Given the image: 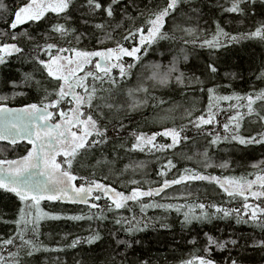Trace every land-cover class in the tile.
Here are the masks:
<instances>
[{"label":"snow or ice","instance_id":"6c2138e0","mask_svg":"<svg viewBox=\"0 0 264 264\" xmlns=\"http://www.w3.org/2000/svg\"><path fill=\"white\" fill-rule=\"evenodd\" d=\"M143 7L137 4V0L126 3L125 0H29L14 8L0 0V13H3L4 28L0 30V37L13 42H0V65L10 63L12 58L22 60L27 57L33 71L24 73L22 83L25 86L40 87L43 98L40 104L29 103L21 108H12L8 102L14 100L23 92L13 91L12 95H0V141H7L10 145H17L18 140H27L32 149L26 155L17 159L0 158V190L13 194L21 203L17 218L12 221L15 225L14 232L7 237H0V264H31L32 258L41 252H62V248H47L39 240L41 222L46 220H72L84 219L103 220V209L99 203H90V200L99 202L102 198L116 210L128 207L129 202L140 205L141 219L135 215L128 218H118L117 225L129 234H134L143 229L144 213L147 209L175 210L183 212V224H192L193 221H204L212 216L222 214L220 218L236 217L237 224H251L264 233V161L252 165L258 169L254 179L241 177L207 176L195 169L185 168L184 172L175 179H167L169 172L176 168L173 159H167L157 176L162 178L158 187H143L145 181L129 179L131 191L125 195L117 191L110 182H101L96 179H86L75 175V166L84 161L91 165L92 169L100 165H111L116 172V163L122 161L125 155L131 153L149 152L166 153L175 150L179 146L190 143L188 131L195 129L198 134H203L208 139V147L219 145L222 141L233 142L241 146H264V131L242 135L241 128L244 121H254L261 129H264V89L252 91L246 95L233 93L232 95H219L218 89L224 87L216 85L207 87L199 77H188L181 71L182 62L189 59L188 49L207 48L211 51L224 49L230 45L240 44L244 40H259L264 43V19L256 22L254 28L247 32L232 35L226 32L217 22L215 30L209 36L202 32L198 26L200 9L190 7V10L178 17L179 6L187 3L193 4V0H165L163 6L154 5L152 0L144 3ZM124 7L121 8V4ZM227 7L223 12L237 14L247 18L255 16L257 4L261 6L259 15L264 17V0H226ZM137 13L132 15L129 10ZM79 12V22L85 27H91L96 41L102 47L95 51L83 50L79 47H63L60 41L71 44L81 42L86 34L77 35V28H70L69 23H75L72 17ZM54 14L49 18V14ZM122 18L116 21L117 15ZM53 19L57 22H53ZM63 20V23L58 21ZM100 20V23H89ZM131 23V27L122 34L120 39L115 38L116 33L124 23ZM33 23L38 26L44 23L50 26L44 31L33 35L35 29L29 32L27 29L18 31L26 24ZM138 25V26H137ZM111 28V32L108 29ZM168 29L165 31V29ZM71 37V39H69ZM44 41L39 43V41ZM167 40L180 45L178 55L163 64L152 61L145 63L147 56L154 46L160 41ZM21 42L31 44V49L21 46ZM114 43V47H108L107 43ZM125 46V43H128ZM125 58H129L126 60ZM94 67V70H92ZM209 77L218 74L216 62L206 65ZM256 79L264 81V66L258 69ZM39 75L40 80L35 79ZM230 75L228 73L225 74ZM135 79V84L125 87ZM48 84L52 91L47 87ZM175 86L178 89H192V95L198 90L207 94L208 106L206 110L185 109L181 119H187V124L174 127H164L162 132L144 131L131 133V146L126 148L122 143L119 146L113 143L109 136V125L116 138H120V132L126 130L122 119L118 120L119 128L115 127L113 120L121 111L136 112L148 106L149 101L156 100V106L165 103L154 95L160 89H170ZM11 87L17 89L20 84L11 82ZM123 97L127 107L118 106L115 101ZM235 101V103H232ZM228 102V110L232 113L227 122L223 123V135L219 132L206 130L208 126L218 124L217 114L220 105ZM67 106V110L65 107ZM168 138L171 142L158 145L157 137ZM201 163L204 167H212L209 163L211 157L208 149L201 154ZM111 156V159H109ZM57 157H62L58 160ZM191 159V157H188ZM95 161V164H91ZM220 167H227L221 164ZM146 163L144 161L130 162L119 170L117 181H123L125 175L131 171L134 174H144ZM94 174V173H93ZM84 180L77 185L75 182ZM105 181L110 177L105 176ZM194 181H209L219 185L231 198L243 199L242 209H228L215 207V213L206 211L205 204L198 205L160 203L156 197L166 199H179L182 197H165L166 191L174 185H187ZM256 201L250 203L249 198ZM148 203H144V199ZM42 201L83 204L90 209H98L99 215L61 216L43 211L40 208ZM199 208V213L195 211ZM185 209H187L185 211ZM98 234L89 236L88 244L99 240ZM81 238L77 237L68 245L76 248L81 244ZM118 245L125 248L131 247L127 240H117ZM238 247V240L230 239L220 241L206 234V244L203 255L197 254L192 259L183 261L182 264H216L212 258L213 249L220 251ZM253 248L264 249V239L253 241ZM55 264H61L59 258ZM115 264V261H113ZM123 264V262H121ZM143 264H148L144 261ZM224 264H239V259L228 256Z\"/></svg>","mask_w":264,"mask_h":264},{"label":"trees","instance_id":"16d2710c","mask_svg":"<svg viewBox=\"0 0 264 264\" xmlns=\"http://www.w3.org/2000/svg\"><path fill=\"white\" fill-rule=\"evenodd\" d=\"M29 0H3L8 7L14 8L22 3H27ZM79 2L86 3V0H79ZM126 3H131V0H125ZM149 0H144V3H148ZM154 5L163 6L165 0H152ZM137 4L143 7L140 0H137ZM226 0H193L192 5L187 3L179 6L177 13L178 17H182L184 13L190 10V7H198L200 9V17L198 18V26L202 32L207 33L209 36L215 30L216 23L232 35H236L241 32H247L249 29L254 28L256 22L264 19L259 15L261 6L259 3L256 6L255 11L257 15L254 17L249 15L247 18L241 17L237 14H228L223 12V7H227ZM121 8L124 7L122 3ZM132 15H137L131 9L129 10ZM79 12L73 14V21L75 23H69L67 25L70 28H77V35L83 32L86 34V38L81 42L76 43L73 41L71 44L60 41L63 47H79L83 50L95 51L102 47L96 41V36H100V33H95L91 27L83 26L78 17ZM54 14H49V18H53ZM3 13H0V30L4 28ZM119 14L117 19L113 22V26L116 22L121 21ZM53 22H57L53 19ZM63 23V20L58 21ZM100 20L90 21L89 23H100ZM50 25L47 23L37 25L33 23L26 24L18 29V31H24L27 29L32 32L33 29L36 32H44ZM131 23H124L123 27L116 33L115 38L120 39L122 34H126V30L131 27ZM138 26V25H137ZM168 29L166 28L165 31ZM111 32V28L108 29ZM71 39V37H69ZM0 42H13L11 40H5L0 37ZM44 41H39L43 43ZM130 42L125 43L128 46ZM21 46L26 49H31V44H25L21 42ZM108 47H114V43L108 42ZM180 45L174 44L167 40H162L158 45L150 51L145 63L156 61L163 64L178 55V49ZM189 59L187 62H182L180 65L181 71H183L188 77H199L207 87H213L221 85L218 89L219 95H232L233 93L239 95H246L252 91H259L264 89V81H259L256 76L259 74L258 69L264 66V43L259 40H244L240 44L230 45L227 50L220 49L211 51L207 48L188 49ZM129 60V58H125ZM216 62L218 68V74L214 77H209L206 72V65ZM130 62V60H129ZM33 65H30L27 61V57L22 60L12 58L10 63L6 65H0V95L11 96L13 91L23 92L24 95H17L14 100L8 102V106L23 107L25 104L37 103L40 104L43 94L40 87L25 86L22 83V76L24 73L32 72ZM94 70V67H92ZM226 73L230 75H225ZM35 79L40 80L39 75L35 76ZM15 81L20 84V87L13 89L11 82ZM135 84L133 78L130 84L125 87H131ZM41 87H47L49 91L52 88L48 84H43ZM154 95L162 99L165 103L156 106L157 101L151 100L147 107L136 111H121L115 117H109L113 120L116 128H119L118 120L122 119L126 130L120 132V138H116V133L112 131L113 125H109V136L112 138L113 143L119 146L124 144L126 148L131 146L133 142L130 139L131 133L136 131H144L148 134L151 132H162L164 127H174L181 124H187V119H181L184 115L185 109H195L196 114H199L200 110H206L208 106V97L206 92L200 93L198 90L196 94L192 95V89H178L173 86L170 89H160L154 92ZM115 103L118 106L127 107L126 100L121 97L117 98ZM232 103H235L233 101ZM67 107V106H64ZM218 111L217 121L218 124L208 126L206 130L219 132L223 135V123L227 122L228 116L232 113L228 110V102H223L220 105ZM258 131H264L254 121H244L241 134L255 135ZM191 142L179 146L175 150H168L166 153H156L153 155L149 152L144 153H131L125 155L123 151L120 152V156L123 157L122 161L116 163V172H113L111 165H100L91 168V165L81 161V164L75 166V175L78 177H84L86 179L100 180L101 182H110L116 190L128 193L131 191V185L128 183L129 179H137L145 181L143 187L147 189L149 186L157 187L162 183V178L157 176V173L161 170L162 166L166 163L167 159H173V163L176 164V168L169 172L167 179L178 178L180 174L184 172L185 168L195 169L197 172H201L207 176H215L223 179L224 177H241L254 179L255 175H249L250 173H258V169H254L252 165L258 164L260 161H264V146L250 145L241 146L233 142L222 141L219 145L208 147V139L203 134H198L195 129L188 131ZM171 141L162 136H158L156 143L166 144ZM1 145V143H0ZM28 144L25 142L17 143V145L11 146V149L5 148V152L0 146V158H14L27 152ZM208 149L209 156L211 157L209 163L212 167H204L201 163L202 153ZM191 157V159H188ZM111 159V156H109ZM144 161L146 168L144 174L137 172L133 175L129 171L123 181L118 182L116 177L119 176V170L124 168L125 164L130 162ZM91 164H95L92 161ZM221 164H227V167H220ZM94 173V174H93ZM110 177L109 181H105L104 177ZM79 182L84 180L78 179ZM165 197H182L179 199H166L156 197L157 202L160 203H179L188 205L205 204L206 211L210 214L215 213V207L219 206L228 209L241 208L243 199L241 197L231 198L218 184L209 181H194L185 185H174L168 189ZM148 199H144V203H148ZM250 203L256 201L249 198ZM101 209H103V220L98 219H84L80 221L72 220H46L41 222L40 227V242L47 248H62V252H41L37 253L32 258L31 264H55L56 259L59 258L61 264H143L147 261L148 264H182L183 261L192 259L195 255H203V248L206 244V234L212 236L217 240L224 241L230 239L238 240V247L233 249L229 245V250L220 251L213 249L212 258L216 261V264H224L228 256L231 254L233 258L239 259V264H264V249L259 247L253 248V241L264 239V233L259 228L252 226L251 224H237L235 215L229 218H220L222 214L212 216L208 220L193 221L192 224H183L184 219L183 212L165 211L163 209H147L144 213V223L140 227L142 231H138L134 234H129L123 230L121 225H117L115 220L118 218L131 219L133 215L137 219H141L140 205L129 202L128 207L116 210L112 206V210L109 211L110 202L101 199L99 202ZM21 207L20 201L11 193H6L0 190V237H7L8 234L14 232L15 225L12 223L17 218L18 210ZM40 208L45 212L61 215H89L96 213L99 215L98 209H90L87 205H77L67 202H48L42 201ZM187 209H185L186 211ZM195 211L199 213V208ZM93 234H98L100 239L96 240L92 244L86 242L87 238ZM77 237L81 238V244L76 248L68 247L72 240ZM117 240H127L131 244V247L125 248L123 245H118Z\"/></svg>","mask_w":264,"mask_h":264},{"label":"flooded vegetation","instance_id":"af4514ba","mask_svg":"<svg viewBox=\"0 0 264 264\" xmlns=\"http://www.w3.org/2000/svg\"><path fill=\"white\" fill-rule=\"evenodd\" d=\"M65 110H67V107H65ZM1 143V142H0ZM28 144V150H27V152L29 151V150H31L32 149V145L31 144H29V143H27ZM1 148H2V150L5 152V148H8L9 150L11 149V146H14V145H10V144H7V143H1ZM27 152H25V154L23 153V155H26L27 154ZM22 155V156H23ZM8 159H13V158H8ZM17 159V158H16ZM57 159L58 160H60V159H62V157H57ZM77 185H79L80 183H84V182H79L78 180L75 182ZM90 201H92V200H90Z\"/></svg>","mask_w":264,"mask_h":264},{"label":"water","instance_id":"95a60500","mask_svg":"<svg viewBox=\"0 0 264 264\" xmlns=\"http://www.w3.org/2000/svg\"><path fill=\"white\" fill-rule=\"evenodd\" d=\"M9 107H12V108H21V107H19V106H9ZM1 143H7L8 144V142L7 141H0ZM20 142H27L28 143V141L27 140H18V142L17 143H20ZM158 187V186H157ZM63 202H67V201H63ZM110 202V201H109ZM70 203V202H69ZM111 203V202H110ZM79 205H82V204H79Z\"/></svg>","mask_w":264,"mask_h":264},{"label":"rangeland","instance_id":"374dc122","mask_svg":"<svg viewBox=\"0 0 264 264\" xmlns=\"http://www.w3.org/2000/svg\"><path fill=\"white\" fill-rule=\"evenodd\" d=\"M29 2V1H28ZM23 153L24 152H22V154H20V155H18L17 157H14L13 159H16V158H19L20 156H22L23 155ZM25 154V153H24ZM117 191H119V190H117ZM130 192H128V193H125V195H127V194H129ZM91 202H94V201H91Z\"/></svg>","mask_w":264,"mask_h":264}]
</instances>
